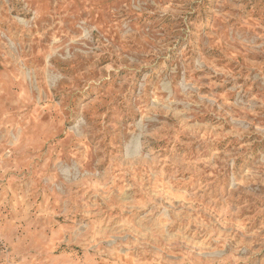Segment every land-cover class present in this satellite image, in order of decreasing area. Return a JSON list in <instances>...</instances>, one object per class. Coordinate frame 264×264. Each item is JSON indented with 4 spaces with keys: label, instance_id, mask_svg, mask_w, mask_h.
Masks as SVG:
<instances>
[{
    "label": "rangeland",
    "instance_id": "374dc122",
    "mask_svg": "<svg viewBox=\"0 0 264 264\" xmlns=\"http://www.w3.org/2000/svg\"><path fill=\"white\" fill-rule=\"evenodd\" d=\"M0 264H264V0H0Z\"/></svg>",
    "mask_w": 264,
    "mask_h": 264
}]
</instances>
